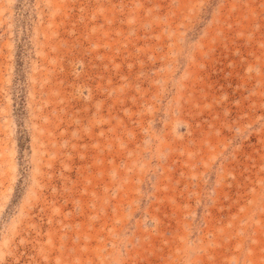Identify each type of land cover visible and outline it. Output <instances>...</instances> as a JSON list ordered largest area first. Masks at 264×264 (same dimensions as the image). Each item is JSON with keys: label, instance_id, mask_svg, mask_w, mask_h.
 <instances>
[{"label": "rangeland", "instance_id": "374dc122", "mask_svg": "<svg viewBox=\"0 0 264 264\" xmlns=\"http://www.w3.org/2000/svg\"><path fill=\"white\" fill-rule=\"evenodd\" d=\"M0 264H264V0H0Z\"/></svg>", "mask_w": 264, "mask_h": 264}]
</instances>
